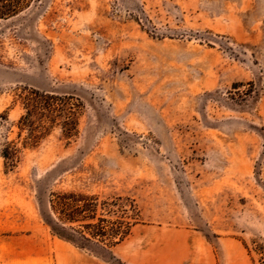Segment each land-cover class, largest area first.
<instances>
[{"label":"rangeland","instance_id":"1","mask_svg":"<svg viewBox=\"0 0 264 264\" xmlns=\"http://www.w3.org/2000/svg\"><path fill=\"white\" fill-rule=\"evenodd\" d=\"M20 9L0 20V146L20 147L26 90L80 107L68 143L56 128L13 169L0 157V264H108L52 235L55 192L96 198L110 222L234 238L264 264V0Z\"/></svg>","mask_w":264,"mask_h":264},{"label":"trees","instance_id":"2","mask_svg":"<svg viewBox=\"0 0 264 264\" xmlns=\"http://www.w3.org/2000/svg\"><path fill=\"white\" fill-rule=\"evenodd\" d=\"M27 0H0V20L18 15L20 6ZM23 115L17 121V140L4 141L0 157L6 170L19 162L22 149H33L54 129H59V140L69 142L77 133V111L80 103L71 96L26 90L18 96ZM22 133L25 136L21 138ZM97 199L75 193H50L48 212L41 213L52 235L74 247L88 251L108 264H125L112 254V248L121 243L135 224L122 220L110 222L97 217ZM68 225H72L66 227ZM89 245H94L92 248Z\"/></svg>","mask_w":264,"mask_h":264},{"label":"crops","instance_id":"3","mask_svg":"<svg viewBox=\"0 0 264 264\" xmlns=\"http://www.w3.org/2000/svg\"><path fill=\"white\" fill-rule=\"evenodd\" d=\"M111 251L125 264H251L236 239L178 226L135 224Z\"/></svg>","mask_w":264,"mask_h":264}]
</instances>
